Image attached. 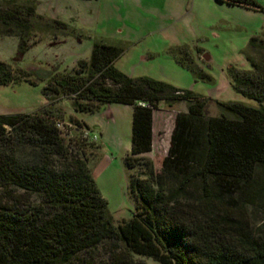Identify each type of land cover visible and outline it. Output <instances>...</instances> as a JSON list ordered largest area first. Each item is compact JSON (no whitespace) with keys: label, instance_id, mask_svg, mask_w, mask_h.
I'll use <instances>...</instances> for the list:
<instances>
[{"label":"trees","instance_id":"1","mask_svg":"<svg viewBox=\"0 0 264 264\" xmlns=\"http://www.w3.org/2000/svg\"><path fill=\"white\" fill-rule=\"evenodd\" d=\"M227 4L264 13L253 0ZM34 19L41 17L32 2L0 0V36L18 39L13 62L32 45ZM249 51L264 53V38H251ZM121 53L95 43L88 61L52 77L42 94L72 97L79 113L104 104L132 108L125 163L139 169L129 180L138 203L133 217L114 224L83 145L62 136L50 109L2 115L0 264H145L138 257L155 264H264V56L256 61L247 53L251 71L230 72L234 92L257 106L218 103L220 115L207 117L204 99L191 92L121 73L114 66ZM27 77L0 61V87L34 85ZM176 100L186 110L175 115L161 160L162 193L152 162L141 158L152 150L153 110ZM254 210L263 216L258 224L250 220Z\"/></svg>","mask_w":264,"mask_h":264},{"label":"rangeland","instance_id":"2","mask_svg":"<svg viewBox=\"0 0 264 264\" xmlns=\"http://www.w3.org/2000/svg\"><path fill=\"white\" fill-rule=\"evenodd\" d=\"M22 1L32 2L35 14L41 17L31 22L32 45L18 62H13L18 39L0 36V61L28 73L27 79L34 85L20 81L1 86L0 116L50 109L51 118L59 120L56 123L62 136L83 145L87 166L115 225L130 220L138 204L130 192L129 180L139 169L125 163L131 149L132 108L104 104L92 113L75 112L72 97L50 99L42 94L52 77L71 72L80 61H88L93 45L102 43L122 50L114 62L121 73L191 92L204 99L207 117L220 115L218 103L257 106L234 92L230 72L251 71L247 53L256 61L264 56L263 52H248L251 38H264V13L229 5L227 0ZM253 1L264 9V0ZM54 21L65 28L55 26ZM178 59L189 61L190 68L181 66ZM185 110L186 102L182 100L169 105L161 102L153 110L152 150L141 159L152 162L157 188L162 193L161 160L169 146L174 117ZM85 131L96 133L97 138H83ZM262 218L257 210L250 216L253 224ZM136 260L155 264L145 258Z\"/></svg>","mask_w":264,"mask_h":264},{"label":"built area","instance_id":"3","mask_svg":"<svg viewBox=\"0 0 264 264\" xmlns=\"http://www.w3.org/2000/svg\"><path fill=\"white\" fill-rule=\"evenodd\" d=\"M141 106H144L143 104H140ZM56 127L58 128V129H60V124H58V123H56ZM84 135H83V138L84 137H89L91 140H95L96 138H97V134L96 133H89V132H84L83 133Z\"/></svg>","mask_w":264,"mask_h":264},{"label":"crops","instance_id":"4","mask_svg":"<svg viewBox=\"0 0 264 264\" xmlns=\"http://www.w3.org/2000/svg\"><path fill=\"white\" fill-rule=\"evenodd\" d=\"M88 126V125H87ZM152 133H153V128H152Z\"/></svg>","mask_w":264,"mask_h":264},{"label":"water","instance_id":"5","mask_svg":"<svg viewBox=\"0 0 264 264\" xmlns=\"http://www.w3.org/2000/svg\"><path fill=\"white\" fill-rule=\"evenodd\" d=\"M204 58H206V57H204Z\"/></svg>","mask_w":264,"mask_h":264}]
</instances>
